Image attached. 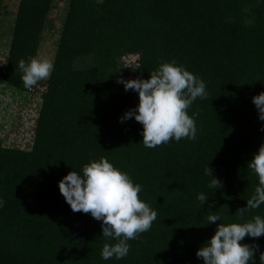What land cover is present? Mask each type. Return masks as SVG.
I'll return each mask as SVG.
<instances>
[{"label": "trees", "instance_id": "trees-1", "mask_svg": "<svg viewBox=\"0 0 264 264\" xmlns=\"http://www.w3.org/2000/svg\"><path fill=\"white\" fill-rule=\"evenodd\" d=\"M53 2H20L1 73L20 89L27 90L18 62L36 56ZM133 54L150 63L136 69L137 78L175 60L204 81L208 98L188 110L198 111L196 140L150 149L134 117L121 122L139 102L120 81V61ZM261 92L264 0H70L33 148L0 142V264H203L197 250L219 223L244 222L238 208L258 185L247 163L264 144L252 102ZM100 157L140 184V199L157 212L121 260L101 257L114 241L102 236V222L74 213L58 187L69 171ZM207 163L222 187H208ZM201 192L209 195L203 205ZM211 214L221 220L206 224ZM253 215L264 218V205L245 220ZM241 243L259 246L260 264L264 235Z\"/></svg>", "mask_w": 264, "mask_h": 264}, {"label": "clouds", "instance_id": "clouds-1", "mask_svg": "<svg viewBox=\"0 0 264 264\" xmlns=\"http://www.w3.org/2000/svg\"><path fill=\"white\" fill-rule=\"evenodd\" d=\"M131 67V66H125ZM54 64L48 58L31 57L27 62L20 59L17 70L25 89L31 90L39 81L50 78ZM138 69L139 67H131ZM125 91L138 93V104L120 118L121 122L133 118L143 126L142 143L146 148L155 149L161 145L182 139L196 140L197 112L188 114L197 98L207 99L208 92L202 79L195 76L175 60L161 62L150 72L148 79L136 78L121 81ZM258 117L264 121V92L252 97ZM258 177V185L245 207L238 208L243 223H219L215 233L197 250L196 256L203 264H256L258 245L241 243L245 237L259 238L264 235V218L253 215L245 220L246 213L264 205V144H261L253 158L247 163ZM205 175L212 177L208 187H222L221 181L205 169ZM59 191L74 213L90 214L102 222V236L112 243H104L101 257L104 260H121L130 251L128 241L139 239L140 235L152 228L157 212L142 201L140 184L113 166L106 158L92 160L82 167L81 172L69 171L58 182ZM209 195L201 192L197 199L203 205ZM211 207V205H209ZM221 220L218 214L207 216V223ZM264 264V252L259 255Z\"/></svg>", "mask_w": 264, "mask_h": 264}, {"label": "rangeland", "instance_id": "rangeland-1", "mask_svg": "<svg viewBox=\"0 0 264 264\" xmlns=\"http://www.w3.org/2000/svg\"><path fill=\"white\" fill-rule=\"evenodd\" d=\"M20 2L21 0H0V142L1 146L10 149L28 151L33 148L36 140L37 123L43 102L42 94L49 79L39 81L31 90H23L1 74L8 65L13 28ZM69 10L70 0H54L35 57L48 58L54 64L61 42L63 24ZM133 55L120 61L123 67L120 81L137 78L136 69L131 67L150 66V63L145 62L139 55ZM1 204L0 199V206Z\"/></svg>", "mask_w": 264, "mask_h": 264}]
</instances>
